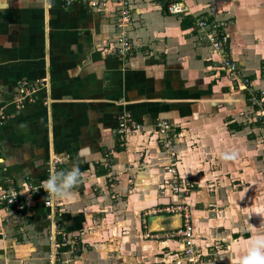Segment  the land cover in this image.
I'll use <instances>...</instances> for the list:
<instances>
[{
  "label": "crops",
  "instance_id": "1",
  "mask_svg": "<svg viewBox=\"0 0 264 264\" xmlns=\"http://www.w3.org/2000/svg\"><path fill=\"white\" fill-rule=\"evenodd\" d=\"M183 1L192 16L228 22L233 59L264 91V0ZM7 3L0 10V107L9 114L0 126L3 175L17 187L39 184L51 159L58 170L78 163L84 174L77 200H62L57 214L81 247L75 253L73 243L62 245L58 263L175 264L179 243L161 236L180 224L179 214H152L146 225L139 218L175 200L163 186L167 155L152 131L165 121L175 138V168L193 184L185 200L195 210L196 246L216 264H235L234 242L243 244L249 223L259 227L264 219L256 214L264 211V127L192 21L182 27L185 16L168 14L157 0H134L129 34L137 50L121 57L109 14L77 2L65 8L61 0L50 7L42 0ZM22 79L48 85L16 109ZM122 111L144 129L119 147ZM81 149L86 158H78ZM232 149L239 157L222 162L218 154ZM106 152L117 173L113 190L103 176ZM22 198L24 210L0 205V264H48L47 209L39 196Z\"/></svg>",
  "mask_w": 264,
  "mask_h": 264
},
{
  "label": "built area",
  "instance_id": "2",
  "mask_svg": "<svg viewBox=\"0 0 264 264\" xmlns=\"http://www.w3.org/2000/svg\"><path fill=\"white\" fill-rule=\"evenodd\" d=\"M152 1V0H144ZM161 8L166 7V12L171 15L192 16L189 6L183 0H157ZM65 8L77 2L79 5L109 14L114 19V26L117 32L115 50L121 57H129L137 50V45L133 42L129 30L134 14V0H61ZM192 24L196 27L199 36L207 43L212 52L219 57V66L232 81V88L246 92L247 99L254 106L253 121L264 127V91L255 90L251 81L241 74L239 62L233 59L229 47L230 34L227 31L228 22L218 20L208 16H192ZM18 96L14 100V107L20 109L25 102L33 101L35 95L42 89H47V82L40 80L37 83H29L25 79L17 82ZM9 114L0 107V126L8 119ZM144 129V125L138 122L131 112L122 111L117 118L115 135L119 147H124L128 135ZM152 131L161 136L162 148L167 155L166 173L167 181L163 186L175 196V200L170 201L163 209H158L160 213L179 214L180 224L162 234L161 237L174 239L180 246V256L175 264H216L214 258L203 255L196 246L193 225V209L186 202V198L192 191L193 184L187 177H184L175 168V138L165 121H159L152 126ZM2 148L0 146V205L12 206L17 210L26 209V204L22 196L25 194L39 196L41 205L47 209L46 217L49 220L48 234V264H59V256L62 245L69 239L68 233L59 227L57 214L61 211L62 200H46L47 193L40 184L25 182L22 187H17L11 178L3 175L1 163L3 162ZM107 168L104 171V178L110 189H114L117 180V173L112 169L113 161L108 152L104 154ZM58 171L57 162L51 159L45 168L46 179L51 170ZM23 193V194H21ZM145 237H154L153 233H146ZM157 238L160 236L157 235ZM148 264V263H144Z\"/></svg>",
  "mask_w": 264,
  "mask_h": 264
},
{
  "label": "clouds",
  "instance_id": "3",
  "mask_svg": "<svg viewBox=\"0 0 264 264\" xmlns=\"http://www.w3.org/2000/svg\"><path fill=\"white\" fill-rule=\"evenodd\" d=\"M51 3L52 0H42L44 7H50ZM8 6L7 0H4L0 10H5ZM21 127H26V125H21ZM87 153L88 149H81L78 158H86ZM218 156L222 162L226 163L237 159L239 152L236 149L221 151ZM83 175L78 163H73L71 167L66 169L51 170L48 177L40 184L47 193L46 200L75 202L77 200L75 189L82 182ZM256 214L264 218V211ZM248 231L251 236L243 244L239 241L234 242L237 255L235 264H264V219L261 220L259 227L249 223Z\"/></svg>",
  "mask_w": 264,
  "mask_h": 264
},
{
  "label": "rangeland",
  "instance_id": "4",
  "mask_svg": "<svg viewBox=\"0 0 264 264\" xmlns=\"http://www.w3.org/2000/svg\"><path fill=\"white\" fill-rule=\"evenodd\" d=\"M104 166H105V168L106 169H109V168H107V166H106V163L104 164ZM105 169V170H106ZM169 203H167L166 205H164V206H159V207H152V208H149V209H145V210H143L142 211V214H141V217H139L140 219H141V224L142 225H146V217L147 216H149V215H152V214H157V213H160V212H158V209H163V207H165V206H167ZM194 211L195 210H193V213H194ZM193 223H194V221H193ZM194 225V224H193ZM61 227V226H60ZM62 228V227H61ZM145 229H146V227H144ZM142 230H143V234L145 235V233H146V230L144 231V229L142 228ZM68 233V232H67ZM147 238H149V237H147ZM66 242L67 243H73V245H75V253H77V252H79V250H80V244H79V239L77 238V239H74L73 237L71 238V239H67L66 240ZM196 243V242H195ZM77 244V245H76ZM218 257V256H217ZM219 259V258H218ZM142 264H144V263H142ZM148 264H154V263H148Z\"/></svg>",
  "mask_w": 264,
  "mask_h": 264
},
{
  "label": "trees",
  "instance_id": "5",
  "mask_svg": "<svg viewBox=\"0 0 264 264\" xmlns=\"http://www.w3.org/2000/svg\"><path fill=\"white\" fill-rule=\"evenodd\" d=\"M163 10L166 11V7H163ZM192 16H185L181 19V25L182 27H186L191 24ZM235 128H241V125L238 124H232Z\"/></svg>",
  "mask_w": 264,
  "mask_h": 264
},
{
  "label": "water",
  "instance_id": "6",
  "mask_svg": "<svg viewBox=\"0 0 264 264\" xmlns=\"http://www.w3.org/2000/svg\"><path fill=\"white\" fill-rule=\"evenodd\" d=\"M160 230H164V228L162 227V228H160Z\"/></svg>",
  "mask_w": 264,
  "mask_h": 264
}]
</instances>
